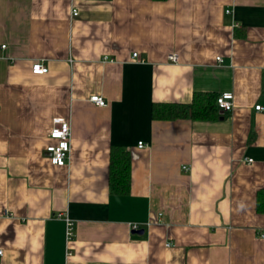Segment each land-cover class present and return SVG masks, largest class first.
I'll use <instances>...</instances> for the list:
<instances>
[{
    "label": "crops",
    "instance_id": "0c3cea01",
    "mask_svg": "<svg viewBox=\"0 0 264 264\" xmlns=\"http://www.w3.org/2000/svg\"><path fill=\"white\" fill-rule=\"evenodd\" d=\"M205 91L234 107L153 119ZM256 105L264 0H0V264H264ZM56 118L66 166L46 152ZM114 146L132 157L125 195L110 192Z\"/></svg>",
    "mask_w": 264,
    "mask_h": 264
},
{
    "label": "trees",
    "instance_id": "16d2710c",
    "mask_svg": "<svg viewBox=\"0 0 264 264\" xmlns=\"http://www.w3.org/2000/svg\"><path fill=\"white\" fill-rule=\"evenodd\" d=\"M218 95L213 92H196L190 103H154L152 117L155 120L183 118L214 119L218 116ZM109 187L113 194L125 195L131 187V155L119 146L111 150ZM257 211L264 213V191L257 193Z\"/></svg>",
    "mask_w": 264,
    "mask_h": 264
},
{
    "label": "built area",
    "instance_id": "2783aa9c",
    "mask_svg": "<svg viewBox=\"0 0 264 264\" xmlns=\"http://www.w3.org/2000/svg\"><path fill=\"white\" fill-rule=\"evenodd\" d=\"M229 12V11H227ZM73 16L78 15V11L73 9ZM133 57L137 58L138 53H133ZM177 54H170L169 60L172 62L178 61ZM217 60L221 61V57H218ZM32 70L36 74H46L49 72L48 66L43 61H38L34 63ZM92 102H94L98 106H107V102L104 97L99 95H94L90 98ZM219 109L223 111H229L234 107L233 95L231 93H224L218 97L217 100ZM256 110L264 111L263 105H256ZM50 138L54 139L55 142L46 147V152L48 154V158L50 162L57 166H66L69 163L70 155H71V138H72V129L71 124L68 120L63 118H56L54 121V125L50 132ZM143 147V143L139 142V147ZM250 161H252L250 159ZM184 170L187 169V166L183 167ZM6 215H10L6 211ZM138 228L137 224H131V229L136 230ZM74 222L70 218H66V234L67 239H71L74 236ZM260 236L264 238V232L260 233ZM169 245V244H168ZM4 256V251L0 247V257Z\"/></svg>",
    "mask_w": 264,
    "mask_h": 264
}]
</instances>
